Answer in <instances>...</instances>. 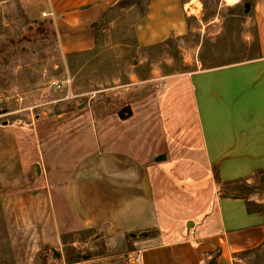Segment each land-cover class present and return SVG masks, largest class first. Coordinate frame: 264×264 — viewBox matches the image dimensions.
Masks as SVG:
<instances>
[{"label":"crops","instance_id":"0c3cea01","mask_svg":"<svg viewBox=\"0 0 264 264\" xmlns=\"http://www.w3.org/2000/svg\"><path fill=\"white\" fill-rule=\"evenodd\" d=\"M119 1L20 2L28 18L50 19L60 52L72 54L95 48L93 25ZM142 1L133 22L139 47L187 33L185 5L192 0ZM248 2L251 58L159 79L160 89L153 77L106 91L102 108L120 119L149 117L154 98L165 142L144 162L127 150L97 149L72 168L65 206L78 225L102 232L100 255L67 261L58 253L64 242L50 186L32 181L15 126L0 123V264H205L215 248L216 264H235L244 252H262L257 264H264V212L221 194L225 182L264 169V0ZM186 105L192 116H184ZM93 107L96 118L100 102Z\"/></svg>","mask_w":264,"mask_h":264},{"label":"rangeland","instance_id":"374dc122","mask_svg":"<svg viewBox=\"0 0 264 264\" xmlns=\"http://www.w3.org/2000/svg\"><path fill=\"white\" fill-rule=\"evenodd\" d=\"M20 1L38 0H0V123L15 126L32 181L50 186L64 242L58 253L67 261L83 253L100 255L102 232L78 225L65 206L64 187L72 168L97 149L127 150L144 162L154 158L165 142L154 98L147 103L149 117L135 112L120 119L106 116L102 108L109 102L106 91L153 77L160 89L162 78L251 58L256 38L251 14L244 9L248 0H192L185 8L187 33L145 48L133 36L143 2L115 7L98 24L95 48L72 54L60 52L47 18H25ZM96 102L100 109L95 118ZM184 113L192 116L190 106ZM179 115L183 118V113ZM242 185L226 187L221 194L239 195L250 209L264 212V173ZM262 255L241 253L235 264H257Z\"/></svg>","mask_w":264,"mask_h":264},{"label":"trees","instance_id":"16d2710c","mask_svg":"<svg viewBox=\"0 0 264 264\" xmlns=\"http://www.w3.org/2000/svg\"><path fill=\"white\" fill-rule=\"evenodd\" d=\"M142 2H143L142 0H121V1H119L118 3H116L115 7L123 8V7H125V6L132 5L133 3H136L137 5H142ZM249 6H250L249 2H248V1L245 2V4H244V9H245V11H246V10H247V11L249 10V8H250ZM23 14H24V13H23ZM24 16H25V18L28 20V18L26 17L25 14H24ZM46 21H47L48 23H51V20H50V19H46ZM101 21H102V20H101ZM186 21H187V20H186ZM93 27H94L95 29H97L98 24L93 25ZM167 41H168V39L165 40V41H163V42H167ZM163 42H161V43H163ZM158 44H160V43H158ZM146 47H147V46H146ZM143 48H145V47H143ZM262 173H264V169H260V170L256 171L255 174L252 175L251 177H248V178H240V179H236V180H232V181L225 182V183H224V186H223V190H224L226 187H229V186H234V188L241 189V186H243V185H242L243 182H246V181L249 180L250 178H252V177H254V176H256V175L262 174ZM222 195H224V196H229V195H231V196H239V195H234V194L227 193V192H226V194L224 193V194H222ZM239 197H241V196H239ZM242 198H243V197H242ZM245 202H246L247 210H248V211H251L252 209L249 208V202H248L246 199H245ZM244 253H248V252H244ZM218 255H219V249H218V248L213 249L211 252H209L208 254L205 255V257H206V262H205V264H216V259H217ZM74 259H75V258H74Z\"/></svg>","mask_w":264,"mask_h":264},{"label":"bare ground","instance_id":"6f19581e","mask_svg":"<svg viewBox=\"0 0 264 264\" xmlns=\"http://www.w3.org/2000/svg\"><path fill=\"white\" fill-rule=\"evenodd\" d=\"M189 7H190V3H186L185 8H189ZM196 7H198V6H196Z\"/></svg>","mask_w":264,"mask_h":264},{"label":"water","instance_id":"95a60500","mask_svg":"<svg viewBox=\"0 0 264 264\" xmlns=\"http://www.w3.org/2000/svg\"><path fill=\"white\" fill-rule=\"evenodd\" d=\"M145 234H146V232H142V233H141V235H145Z\"/></svg>","mask_w":264,"mask_h":264},{"label":"built area","instance_id":"2783aa9c","mask_svg":"<svg viewBox=\"0 0 264 264\" xmlns=\"http://www.w3.org/2000/svg\"><path fill=\"white\" fill-rule=\"evenodd\" d=\"M136 259H138V257H136Z\"/></svg>","mask_w":264,"mask_h":264}]
</instances>
